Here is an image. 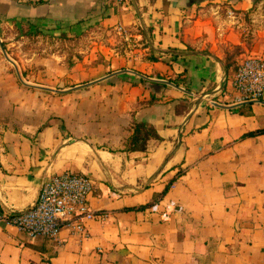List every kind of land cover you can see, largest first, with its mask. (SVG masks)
Returning a JSON list of instances; mask_svg holds the SVG:
<instances>
[{
	"label": "crops",
	"instance_id": "obj_1",
	"mask_svg": "<svg viewBox=\"0 0 264 264\" xmlns=\"http://www.w3.org/2000/svg\"><path fill=\"white\" fill-rule=\"evenodd\" d=\"M263 10L264 0H0L2 22L84 43L97 30L96 52L82 45L73 63L60 51L28 57L35 82L2 49L0 214L31 206L63 170L91 174L89 203L108 211L86 221L87 236L64 229L59 241L0 219V264H264V102L235 100L231 85L258 54L242 25ZM136 121L159 134L144 149L128 147Z\"/></svg>",
	"mask_w": 264,
	"mask_h": 264
},
{
	"label": "built area",
	"instance_id": "obj_2",
	"mask_svg": "<svg viewBox=\"0 0 264 264\" xmlns=\"http://www.w3.org/2000/svg\"><path fill=\"white\" fill-rule=\"evenodd\" d=\"M123 1L103 0L109 5ZM231 85L235 100L264 102V55L251 54L239 61ZM94 188L95 178L91 174L74 170L56 172L43 180L31 206L21 211H3L0 219L15 224L31 239L44 236L59 241L64 229L84 237L88 234L87 220H104L108 216L104 208L91 207L89 196Z\"/></svg>",
	"mask_w": 264,
	"mask_h": 264
},
{
	"label": "rangeland",
	"instance_id": "obj_3",
	"mask_svg": "<svg viewBox=\"0 0 264 264\" xmlns=\"http://www.w3.org/2000/svg\"><path fill=\"white\" fill-rule=\"evenodd\" d=\"M242 27L243 36L249 49L248 53L264 55V10L262 13L258 12L254 15H248ZM95 31L97 30L91 32V40L89 42L91 43V52H96L94 48L96 42H93L97 34ZM84 42L85 41L81 40L80 34H54L49 31L32 28L22 21L8 20V22H2V20H0V53H3L2 49L4 47L11 57L19 60L21 64H24L26 68L24 70L22 66L25 74V77H23L29 82L39 81V77L34 76L33 72H30L37 67L29 65L31 61H28V57L40 52L60 51L67 56V61L73 63L75 58L73 54H80L77 49L80 50L82 45L89 44ZM242 48L243 46L240 45L232 46L229 50L230 60L227 62L235 66L239 60L238 58H240V56H235V53ZM10 67L13 71L15 70V66L12 63ZM26 73H30L31 75L27 76Z\"/></svg>",
	"mask_w": 264,
	"mask_h": 264
},
{
	"label": "trees",
	"instance_id": "obj_4",
	"mask_svg": "<svg viewBox=\"0 0 264 264\" xmlns=\"http://www.w3.org/2000/svg\"><path fill=\"white\" fill-rule=\"evenodd\" d=\"M151 136L159 137V134L155 127L144 121H136L133 133L129 138L128 147L132 149H144L146 147L147 139ZM169 185L170 184H167L166 188L163 190V193L168 189ZM155 201L156 200L152 201L151 203Z\"/></svg>",
	"mask_w": 264,
	"mask_h": 264
},
{
	"label": "water",
	"instance_id": "obj_5",
	"mask_svg": "<svg viewBox=\"0 0 264 264\" xmlns=\"http://www.w3.org/2000/svg\"><path fill=\"white\" fill-rule=\"evenodd\" d=\"M3 49H4V47H3ZM4 52L6 53V55H7V51L4 49ZM9 57V56H8ZM11 61H13L12 59H11ZM14 62V61H13Z\"/></svg>",
	"mask_w": 264,
	"mask_h": 264
}]
</instances>
